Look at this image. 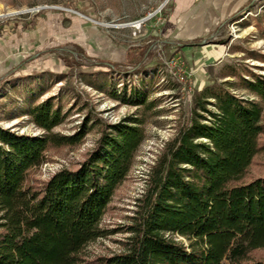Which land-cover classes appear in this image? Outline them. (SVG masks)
Listing matches in <instances>:
<instances>
[{
	"label": "trees",
	"instance_id": "16d2710c",
	"mask_svg": "<svg viewBox=\"0 0 264 264\" xmlns=\"http://www.w3.org/2000/svg\"><path fill=\"white\" fill-rule=\"evenodd\" d=\"M251 56L264 64V56ZM18 74L11 71L0 91L11 81L26 83L11 112L41 134L0 127V264H264L253 257L264 250V174L251 173L264 151V75L227 64L195 95L188 119L146 173L145 190L121 229V251L92 257L86 249L114 233L103 227L105 215L135 167L150 114L160 107L151 88L157 76L140 86L99 89L135 111L112 124L88 104L79 107L78 95L66 110L59 96L48 97L52 85L35 87L40 75ZM76 108L84 113L79 127L72 135L56 133ZM92 132L99 137L85 160L43 184L31 181L52 150L80 147Z\"/></svg>",
	"mask_w": 264,
	"mask_h": 264
},
{
	"label": "rangeland",
	"instance_id": "374dc122",
	"mask_svg": "<svg viewBox=\"0 0 264 264\" xmlns=\"http://www.w3.org/2000/svg\"><path fill=\"white\" fill-rule=\"evenodd\" d=\"M224 11L225 0H0L3 42L16 28L37 29L39 33L36 45L21 51L26 67L23 72L19 69L18 78L40 75L35 87L52 85L48 97L59 96L66 110L77 103L78 95L79 107L88 104L97 117L115 124L135 111L115 103L99 89L104 85L120 88L124 83L140 86L157 76L151 88L154 98L161 101L160 107L154 116L150 114L147 139L135 167L103 221V227L114 233L91 244L85 251L88 256L121 251L119 243L125 239L121 229L145 190L146 173L164 143L188 119L195 95L215 81L222 67L242 64L264 75V64L251 56H264V0H249L231 16L225 17ZM75 61L78 66L68 67ZM97 61L104 67H96ZM106 64H120L121 68L112 72ZM58 80L62 82L54 85ZM8 83L0 91V127L16 128L21 135H40L27 118L16 119V110L11 112L27 93L26 83ZM75 111L77 108L56 133L73 134L84 114ZM98 137L92 132L80 147L52 150L48 163L31 181L43 184L60 169L82 162ZM260 145L264 146V137ZM251 173L253 177L264 174V151L256 157ZM253 257L264 261V250Z\"/></svg>",
	"mask_w": 264,
	"mask_h": 264
},
{
	"label": "crops",
	"instance_id": "0c3cea01",
	"mask_svg": "<svg viewBox=\"0 0 264 264\" xmlns=\"http://www.w3.org/2000/svg\"><path fill=\"white\" fill-rule=\"evenodd\" d=\"M248 1L249 0H225V17L231 16L243 9ZM38 35L37 29L23 31L16 28L12 33L6 34V37H8L7 42H3V40L0 39V83L7 81L6 79L11 71L16 69H20L21 71L22 69L24 70L26 67V65L23 64L25 57L21 54V51L34 47L36 41H38Z\"/></svg>",
	"mask_w": 264,
	"mask_h": 264
},
{
	"label": "bare ground",
	"instance_id": "6f19581e",
	"mask_svg": "<svg viewBox=\"0 0 264 264\" xmlns=\"http://www.w3.org/2000/svg\"><path fill=\"white\" fill-rule=\"evenodd\" d=\"M140 27V23H137V28Z\"/></svg>",
	"mask_w": 264,
	"mask_h": 264
},
{
	"label": "built area",
	"instance_id": "2783aa9c",
	"mask_svg": "<svg viewBox=\"0 0 264 264\" xmlns=\"http://www.w3.org/2000/svg\"><path fill=\"white\" fill-rule=\"evenodd\" d=\"M41 10V8L40 9H38V12Z\"/></svg>",
	"mask_w": 264,
	"mask_h": 264
}]
</instances>
